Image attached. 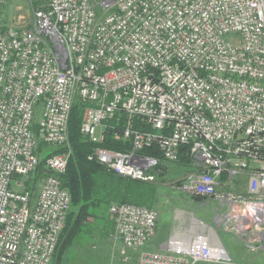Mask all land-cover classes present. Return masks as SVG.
Instances as JSON below:
<instances>
[{"label": "built area", "instance_id": "built-area-1", "mask_svg": "<svg viewBox=\"0 0 264 264\" xmlns=\"http://www.w3.org/2000/svg\"><path fill=\"white\" fill-rule=\"evenodd\" d=\"M9 1L0 0V264L52 263L72 202L61 177L77 98L82 135L100 143L124 115L115 136L132 146H97L90 159L154 181L184 151L194 169L179 188L225 204L217 217L238 219V232L264 233V0H37L27 26L5 21ZM238 175L246 192L224 190ZM110 213L124 262L131 251L137 264L232 260L205 231L149 249L155 208L114 203Z\"/></svg>", "mask_w": 264, "mask_h": 264}, {"label": "rangeland", "instance_id": "rangeland-1", "mask_svg": "<svg viewBox=\"0 0 264 264\" xmlns=\"http://www.w3.org/2000/svg\"><path fill=\"white\" fill-rule=\"evenodd\" d=\"M36 3L37 0H10L4 9L6 16L11 19V23L9 21L7 23L16 26L30 25L35 8L33 4ZM192 169L194 165L191 163L164 162L161 170L163 175L160 171L156 180L149 181L157 186L154 208L159 212L158 228L150 248L159 250V245L176 229H181L186 234L204 230L207 233H214L222 240L232 259L226 264H264V233L246 235L238 232L234 228L239 223L238 219L217 217L226 215L228 207L225 204L212 198H205L204 201L194 199L179 188L180 180ZM44 174L43 170L33 174L38 178L34 191L38 190ZM241 177L239 175L234 177L231 185L223 186L224 190L237 192L242 187L245 188L246 178ZM101 211L107 212L108 220H114L109 210L106 211V207H101ZM91 224L89 234L82 235L65 253L62 264H137L136 251L129 254L132 257L131 262L123 261L122 246L114 238V230L109 235H104L100 232L102 230L97 220L91 219Z\"/></svg>", "mask_w": 264, "mask_h": 264}, {"label": "trees", "instance_id": "trees-1", "mask_svg": "<svg viewBox=\"0 0 264 264\" xmlns=\"http://www.w3.org/2000/svg\"><path fill=\"white\" fill-rule=\"evenodd\" d=\"M84 107L85 103L77 98L71 110L69 141L72 155L61 179L62 185L71 193L72 202L51 264H62L65 253L82 235L89 234L91 231L89 228L92 227L91 219L100 223L102 230L100 232H103L104 235H109L113 230L115 232V221L108 220L107 212L101 211V207H106V211L110 212V206L114 203H132L149 208H154L156 204L157 186L154 182L119 174L97 160L89 158L90 153L97 146L118 151H128L132 148L129 140L125 141L121 137L115 136V132L122 129L125 116H122L118 124L115 120L109 121L104 139L100 143H95L80 132ZM134 126L139 129L146 127L138 120H135ZM40 148L41 146L39 151ZM144 151L162 158L160 150L156 147L147 148ZM179 161L190 163V158L186 152L181 151ZM44 163L45 157H42L37 171L44 170ZM158 167H162V164ZM35 181L36 179L34 182H28V187L32 190H34ZM191 196L200 201L205 200V197L200 195Z\"/></svg>", "mask_w": 264, "mask_h": 264}, {"label": "crops", "instance_id": "crops-1", "mask_svg": "<svg viewBox=\"0 0 264 264\" xmlns=\"http://www.w3.org/2000/svg\"><path fill=\"white\" fill-rule=\"evenodd\" d=\"M5 18V21L6 22H8L9 21V23H11V19H9V17H7L6 16V13H5V16H4ZM246 178V181L248 180V177L245 175V176H243L241 179H243V178ZM247 183V182H246ZM239 192H243V193H245L246 192V188H244V187H242V189L239 191ZM215 200H217V199H215ZM158 226V225H157ZM158 228V227H157ZM196 232H204V230H202V231H193V232H191V233H188V234H186V233H184L181 229H176V230H174L173 231V233H171L169 236H168V238L165 240V241H163L162 242V244L161 245H159L160 246V251H162V250H164L165 249V246H166V243H167V241L169 240V239H171V238H174V239H179V240H186V239H189L194 233H196ZM222 241V240H221ZM223 243V242H222ZM147 247L149 248V249H152V248H150L151 247V242L147 245ZM153 250V249H152ZM203 264H206V263H203Z\"/></svg>", "mask_w": 264, "mask_h": 264}]
</instances>
